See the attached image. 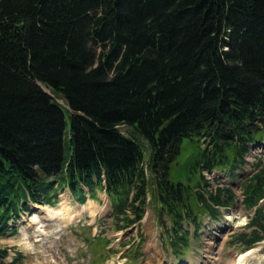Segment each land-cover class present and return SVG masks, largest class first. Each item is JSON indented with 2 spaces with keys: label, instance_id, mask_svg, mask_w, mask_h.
Wrapping results in <instances>:
<instances>
[{
  "label": "trees",
  "instance_id": "trees-1",
  "mask_svg": "<svg viewBox=\"0 0 264 264\" xmlns=\"http://www.w3.org/2000/svg\"><path fill=\"white\" fill-rule=\"evenodd\" d=\"M263 133L264 0H0V233L27 199L66 185L82 200L102 174L114 201L133 191L135 219L155 183L179 223L199 199L181 176ZM197 135L210 145L176 166ZM245 188L246 205L264 195V164Z\"/></svg>",
  "mask_w": 264,
  "mask_h": 264
},
{
  "label": "rangeland",
  "instance_id": "rangeland-1",
  "mask_svg": "<svg viewBox=\"0 0 264 264\" xmlns=\"http://www.w3.org/2000/svg\"><path fill=\"white\" fill-rule=\"evenodd\" d=\"M120 130L125 133L128 131L122 126H120ZM194 148L195 144L185 139L176 165L183 164L189 159L191 155L194 154ZM170 178L173 181H176L178 178L175 167L171 169ZM59 198V202L64 198L69 205H73L67 190L60 193ZM95 205L96 209L93 213L84 212L75 222H67L58 226V221L56 219L44 221L45 226L43 231L35 236L36 232L30 229L28 230L29 236H26L27 238L25 239L24 226L27 224L26 220L32 219L36 215L35 211L37 209L32 207L30 213H22L15 223L9 221V228L0 235V250L6 249L7 251L6 257L3 258L0 256V264H6L15 256H19L21 259L19 263L15 264H103L105 261L100 262L98 260L103 251H100L98 245H89L85 239L90 231L87 224L93 225L91 229L93 233L98 232L103 226V232L105 234L111 235L117 232L111 231L109 222H106L104 219L105 212L107 211L105 201L101 199L95 202ZM152 205L153 201L149 200L147 204V216L139 221L132 231L127 234L125 233L126 235L119 234L117 238L113 237L111 242L115 243L113 248L116 252L110 253L108 261H113L114 264H119L121 262L123 264H181L182 262L188 261L191 264L197 263L198 258L203 257L204 252L209 250V246L204 242L205 236L202 234V236L192 239L187 247L184 248L183 252H180L179 255L174 254L169 247L167 236L163 234V228L167 223V218L165 217L166 220L164 222H158L156 211ZM239 209L240 215H235H239L243 224L249 210L243 209L242 206H240ZM98 212L102 213L97 215ZM222 214H224V216L230 215L232 217V223L235 224V220L233 219L234 215L232 216L230 213H220L218 215L219 219H217L218 224L222 223ZM104 223H106V225ZM12 227H15L16 230H12ZM237 228L240 231L248 230L246 226L238 225L234 229L227 230L226 234L225 231L220 232L219 236L221 235V237L214 240L216 243L215 248H213L214 254H208L211 256L213 263L209 262L207 264H235L234 259L239 253H245V250L248 248H240L238 247L239 245L231 243L233 237L231 233ZM202 230L200 233L198 232L200 235ZM99 233H102V231L100 230ZM132 239L136 242V257L133 261L127 260L125 262L122 250L127 248V246L123 247L122 244L119 245V242L121 240L132 242ZM259 243L260 244L257 245L261 247L258 256H260L262 264H264V239ZM253 246H255V244ZM219 249L221 251L217 253ZM199 264H202V262Z\"/></svg>",
  "mask_w": 264,
  "mask_h": 264
},
{
  "label": "bare ground",
  "instance_id": "bare-ground-1",
  "mask_svg": "<svg viewBox=\"0 0 264 264\" xmlns=\"http://www.w3.org/2000/svg\"><path fill=\"white\" fill-rule=\"evenodd\" d=\"M36 208L39 209L36 213V215L32 219H27V224L24 226L25 230V238L29 236L28 230L33 229L34 232H36V235H38L39 232L44 230L45 222L44 221H50L53 218L62 222H69L81 215L83 211H89L93 212L94 211V206L92 204V201H87L85 204L82 205H75V206H70L66 200L63 198L60 203L57 206H37ZM62 208V209H61ZM39 216V217H38ZM30 228V229H29ZM220 229L218 230L215 229L214 232H212V236L210 237L208 233H204L209 247V250L207 251V254L205 255L204 258H198L197 263L199 264L202 262V264H207L209 262L213 261L211 260V256L208 254H214L213 248H215V241L214 239L219 236L220 234ZM27 236V237H26ZM256 247H252L249 251H246L245 253H239V255L234 259L235 264H260L258 263H251L249 261L248 257L250 254H253L254 250ZM218 253V252H217ZM202 260V261H201ZM214 260V259H213ZM215 261V260H214Z\"/></svg>",
  "mask_w": 264,
  "mask_h": 264
}]
</instances>
